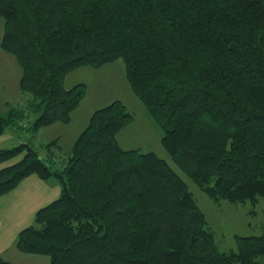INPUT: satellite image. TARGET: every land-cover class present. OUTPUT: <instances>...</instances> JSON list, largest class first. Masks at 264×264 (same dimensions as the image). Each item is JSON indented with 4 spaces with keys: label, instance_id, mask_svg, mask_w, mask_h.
Instances as JSON below:
<instances>
[{
    "label": "trees",
    "instance_id": "1",
    "mask_svg": "<svg viewBox=\"0 0 264 264\" xmlns=\"http://www.w3.org/2000/svg\"><path fill=\"white\" fill-rule=\"evenodd\" d=\"M0 17L28 96L0 111V132L69 122L86 86L67 88L66 75L121 58L163 148L198 187L215 201L264 200V0H0ZM133 118L120 99L95 109L62 163L27 142L0 148V164L22 155L0 167V196L30 174L61 185L16 248L49 264H264V226L221 251L167 161L120 146Z\"/></svg>",
    "mask_w": 264,
    "mask_h": 264
},
{
    "label": "rangeland",
    "instance_id": "2",
    "mask_svg": "<svg viewBox=\"0 0 264 264\" xmlns=\"http://www.w3.org/2000/svg\"><path fill=\"white\" fill-rule=\"evenodd\" d=\"M3 20L0 17V37ZM125 65L119 58L104 67L93 68L83 66L70 71L65 77V86L72 87L77 83L86 86L85 95L77 108L72 112L71 120L67 123L55 122L42 126L35 131L27 128L17 129L6 145L13 147L27 142L41 154L50 151L55 153L58 163L63 162L65 153L72 146L78 133L86 126L91 113L114 99L122 100L128 110L133 113V120L117 133V139L123 149L139 148L142 151H154L182 177L192 192L197 205L202 210L211 227L217 247L221 251H230L236 246L235 235L260 234L264 226V200L259 198L255 203L233 204L226 200L215 201L198 187L170 158L161 143L162 132L158 125L149 118L143 103L131 91L125 77ZM19 72V74H18ZM19 76L18 79L16 78ZM0 111L5 113L12 106H26L27 95L20 92L18 83L21 77V67L15 56L0 47ZM33 112L27 119L28 126L35 118ZM7 138V137H6ZM57 140L61 148L46 144ZM13 143V144H11ZM0 164V167L18 159ZM58 180L55 176H51ZM47 258V257H42ZM48 259V258H47Z\"/></svg>",
    "mask_w": 264,
    "mask_h": 264
},
{
    "label": "crops",
    "instance_id": "3",
    "mask_svg": "<svg viewBox=\"0 0 264 264\" xmlns=\"http://www.w3.org/2000/svg\"><path fill=\"white\" fill-rule=\"evenodd\" d=\"M18 77L17 75L16 78ZM14 133L12 129L0 132V148L12 146L6 145V141ZM57 145L61 148L58 143ZM60 190L59 180L52 177L42 179L36 174H30L0 196V255L4 259L17 264H49L48 256L21 252L16 248L15 242L19 231L33 222L35 212L57 198Z\"/></svg>",
    "mask_w": 264,
    "mask_h": 264
}]
</instances>
